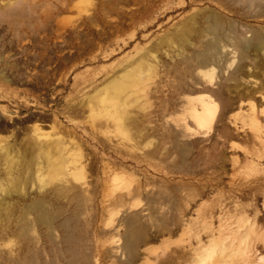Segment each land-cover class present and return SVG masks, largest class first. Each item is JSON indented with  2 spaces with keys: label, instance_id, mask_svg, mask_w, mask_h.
Masks as SVG:
<instances>
[{
  "label": "rangeland",
  "instance_id": "obj_1",
  "mask_svg": "<svg viewBox=\"0 0 264 264\" xmlns=\"http://www.w3.org/2000/svg\"><path fill=\"white\" fill-rule=\"evenodd\" d=\"M0 264H264V0H0Z\"/></svg>",
  "mask_w": 264,
  "mask_h": 264
},
{
  "label": "bare ground",
  "instance_id": "obj_2",
  "mask_svg": "<svg viewBox=\"0 0 264 264\" xmlns=\"http://www.w3.org/2000/svg\"><path fill=\"white\" fill-rule=\"evenodd\" d=\"M237 45L238 46H242L243 48L244 47H256V48H259V47H263V45H262V43H261V41H260V39H259V37H255V38H253V40H252V42H247V43H241V42H238L237 43ZM220 48H221V46L219 45V42H218V39H216V38H214V40L213 41H209V42H206L204 45H203V47H202V49L201 50H199L197 53H196V55H197V57L199 58V60H200V62L203 64V65H210V64H212L213 62H214V60H216V58L217 59H219L217 56L218 55H220V53H219V51H220ZM223 48V47H222ZM122 76H124V77H126V76H128V74H126V72H124L123 74H122ZM135 80H139V78H136ZM125 87H127V85L126 84H120V83H117V82H112V83H110L109 84V86L107 87V89H108V91H110L109 93H110V97L111 98H113L114 96H116L119 92H121L122 90H124L125 89ZM116 94V95H115ZM198 98L196 99V101H198V105L200 106L199 108H196L197 107V105H196V107L194 106L195 104H193V103H191L190 102V100L189 99H187V102L189 103V106H188V112H189V115H190V117L192 118V120H193V122H194V124L197 126V127H203V126H205V125H207V124H209L210 123V121H211V118L213 117V115H214V111H213V109L215 108V105L214 104H212L211 103V101H209V100H205V99H203L201 96H197ZM178 99H176L175 101H177ZM174 102V101H173ZM178 102H180V98H179V101ZM182 102H184V101H181L180 102V104L182 103ZM175 103V102H174ZM169 104H172V103H169ZM176 104V103H175ZM173 105V104H172ZM178 105V104H177ZM176 105V106H177ZM182 105V104H181ZM181 105H179V106H177V107H180ZM168 106V105H167ZM166 106V107H167ZM170 107V106H169ZM175 107V106H174ZM176 107V108H177ZM166 109V108H165ZM173 110H174V108H172ZM172 110V112H175V111H173ZM176 111H177V109H175ZM183 128L186 130L187 129V127H186V125H183ZM201 129V128H200ZM177 130H180L181 132H182V134L185 132H183L182 131V129H177ZM179 131V133H181ZM175 132V131H174ZM178 132H175V135H179V134H177ZM60 170H61V167H59V166H55V167H53L52 168V171H54L55 173H59L60 172ZM211 218V217H210ZM221 220V219H220ZM224 222V221H223ZM218 223H220V222H218ZM217 223V224H218ZM207 224H209L208 226L210 227V223H207ZM207 226V225H206ZM222 226V225H221ZM208 227V228H209ZM217 227H219L218 225L216 226V228ZM212 228V227H211ZM211 228H209V229H211ZM215 228V229H216ZM226 228V230H222V231H227V227H225ZM207 229V228H206ZM214 229V228H213ZM218 229V228H217ZM216 229V230H217ZM221 229V228H220ZM212 229H211V233H212ZM221 231V230H220ZM209 233V232H208ZM214 233V232H213ZM213 233L211 234V235H213ZM223 233V232H222ZM214 234H216V233H214ZM225 234V233H224ZM228 235L230 234V233H227ZM227 234H225V237H227V239H228V236H226ZM252 234V233H251ZM209 235H210V233H209ZM231 235V234H230ZM233 235V234H232ZM217 236H219L218 235V233H217V235H215V237H217ZM222 236H223V234H222ZM215 237H214V239H215ZM219 237H221V236H219ZM225 237H223V240L225 239ZM211 239V238H210ZM222 239V237L221 238H218V242L220 243V245L222 244V242H224V241H220V240ZM213 241V240H212ZM212 241H210L211 243H212ZM217 242V244H219ZM241 243V242H240ZM212 244H214V243H212ZM231 244V243H230ZM227 245V244H226ZM240 245V244H239ZM218 246V245H217ZM230 249V248H229ZM236 249H237V247H236ZM239 249H242V248H239ZM221 250H223V249H221ZM219 251V250H218ZM225 251V250H224ZM224 251H222V252H224ZM228 251V250H227ZM221 254H223V253H220L219 252V255L221 256ZM219 256V257H220Z\"/></svg>",
  "mask_w": 264,
  "mask_h": 264
}]
</instances>
